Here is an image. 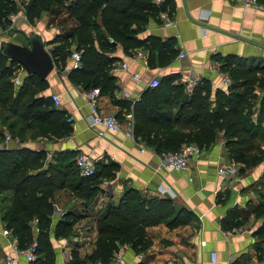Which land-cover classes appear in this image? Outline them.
<instances>
[{"label": "crops", "instance_id": "obj_1", "mask_svg": "<svg viewBox=\"0 0 264 264\" xmlns=\"http://www.w3.org/2000/svg\"><path fill=\"white\" fill-rule=\"evenodd\" d=\"M63 3L68 4L66 0ZM160 9L173 21V25L165 26L158 14L149 18L137 36L139 39L155 37L160 43H170L175 55L169 61L168 55H162L159 60L155 51L151 55L143 47L126 53L118 42L112 44L106 53L107 57L115 59L110 72L115 77L116 88L113 98L99 95L97 111L114 115L121 124L120 129L104 131L100 136L97 132L102 128L90 126L91 113L85 103L87 91L73 84L68 77L70 72L65 71L71 65L70 56L58 63L52 59L54 67L43 79L46 86L37 95L48 98L53 107L70 117L72 129L69 136L60 139L43 136L42 141L23 140L25 147L43 149L46 155L43 169L55 164L65 153H72L73 158L86 153L95 164L111 160L119 165L113 178L104 180L99 186L96 197L86 208L87 214L81 212V200L68 189L57 190L48 199L53 207L49 217V243L54 264H67L72 250L78 252L80 259L93 251L96 219L108 204L117 203L128 189H135L148 198L168 197L176 208L190 210L195 218L190 224L173 229L167 228L163 222L147 226L145 232L150 246L142 252H135L128 245L119 246L112 255L113 264H165L168 260L184 264H264V236L257 234L262 218L251 212L252 207L264 205V159L253 168L231 162L223 134L219 133L209 147L201 150L199 159L190 162L187 171H156L158 153L133 133L132 137L125 136L129 118L134 128L132 105L149 88L147 83L151 78L178 75L175 83H183L185 90L190 92L187 79L194 76L208 80L213 90H226L228 87L221 85L220 76L212 69L215 55L233 56L247 60L248 64L263 65L264 14L241 7L238 0H163ZM62 16L64 22L59 21L58 26L55 25L56 18L52 17V20L43 14L31 24L19 8L10 31L18 34L20 40H10L9 43L28 46L29 38L34 37L40 38L45 48L51 50L57 45L53 42L55 38L66 36L77 24L68 13H59L57 17ZM65 22L71 24L68 31H64L63 26L66 25L62 23ZM25 36L27 42L24 41ZM6 44L0 37V47ZM72 47H75V42H72ZM144 49L148 54L146 65L131 59L130 55L135 50ZM180 51L185 53L183 58L178 57ZM123 62H126V68L121 67ZM134 74L139 77L134 79ZM25 76L26 72L22 78ZM235 90L242 91L240 83ZM51 95H57L58 104L54 103ZM263 95L264 91L258 94ZM257 115L255 109L253 118L256 119ZM15 146L14 142H7L4 138L0 142V148ZM262 150L264 152V144ZM167 188L172 194H161L160 189ZM11 198V191L0 194V264H3L5 254L23 260L12 250L16 240L2 220ZM235 208L240 212L237 222L241 223L238 227L223 229L222 221L228 211ZM69 213L84 216L74 224L70 236L56 239L55 227ZM36 228L34 222V234ZM212 252L216 255L215 263L211 262ZM117 256L119 260H116Z\"/></svg>", "mask_w": 264, "mask_h": 264}, {"label": "trees", "instance_id": "obj_2", "mask_svg": "<svg viewBox=\"0 0 264 264\" xmlns=\"http://www.w3.org/2000/svg\"><path fill=\"white\" fill-rule=\"evenodd\" d=\"M264 3V0H259ZM60 5V0H28L23 6L25 17L33 23L40 17L44 6ZM76 21L66 36H58L51 49L55 63L70 56L72 42L75 51L81 50L82 66L68 74L69 80L86 91L98 89L99 95L113 98L115 77L111 74L114 58L106 53L112 44H121L124 52L135 48L154 51L159 60L175 53L168 42L160 43L155 37L139 39L137 34L149 18L162 11L151 0H72L64 8ZM14 0H0V23L10 25L8 16L17 12ZM109 39L113 42L109 43ZM0 47V142L4 129L12 138H19L20 146L0 148V194L11 191V204L2 216L5 227L16 240L18 249L27 248L36 241V260L32 264H54L49 243V224L53 212L48 201L57 190L68 189L81 200V212L96 197L104 180L112 179L119 169L114 161L97 162L91 177L79 176L73 154L65 153L55 164L43 169L46 158L43 149L32 150L23 146L22 137L32 132L36 138L60 139L71 134V126L63 112L52 106L48 98L37 95L46 86L45 80L27 75L19 87L11 79L18 66L10 61ZM144 49V50H146ZM220 71L226 73L231 84L226 90H213L210 82L201 79L190 92L183 83L176 84L178 75L159 78V85L148 88L139 101L132 105L133 134L141 138L157 153L176 152L183 145L196 144L200 150L209 147L219 133L225 139L229 160L244 168H253L264 159V64H248L247 60L215 55ZM151 61V60H150ZM149 61V62H150ZM240 83L242 91H236ZM258 102V104H257ZM255 109L257 118H253ZM128 110V109H127ZM34 171V172H32ZM251 212L262 218L257 231L264 236V205L252 207ZM239 210H229L222 221L225 230L238 227ZM85 214V217H86ZM84 215L66 214L56 225L54 237L66 238L73 226ZM194 214L176 208L168 197H146L135 189L126 190L117 203H110L96 219V238L93 251L84 259L72 250L67 264H113L112 255L122 245L142 252L150 246L145 228L163 222L173 229L190 224ZM36 223L37 232L32 226Z\"/></svg>", "mask_w": 264, "mask_h": 264}, {"label": "built area", "instance_id": "obj_3", "mask_svg": "<svg viewBox=\"0 0 264 264\" xmlns=\"http://www.w3.org/2000/svg\"><path fill=\"white\" fill-rule=\"evenodd\" d=\"M163 0H151V3L156 6L160 7ZM238 3L243 8H252L254 11L260 12L264 14V3H261L259 0H238ZM15 14H10L8 19L10 20V25L7 26L8 30L12 28V20L14 19ZM159 18L163 22L165 26L173 25V21H171L165 14V12H159ZM1 30V28H0ZM109 43H112L113 40L109 39ZM147 51L146 50H139L134 51L130 56L132 60H140L144 65L147 64ZM185 53L180 51L178 54L179 58H183ZM71 65L70 67L65 68L67 73L78 70L81 68V53L78 51H72L70 54ZM122 68H126V62L121 64ZM212 69L218 73L220 76V82L223 87H228L231 84V80L226 73L220 71L219 64L214 62L212 65ZM23 74L25 71L22 66L18 64V66L14 69L13 77L11 82L13 86L19 87L22 84ZM139 76L138 74H134L133 78L137 79ZM187 88L189 91L195 87L201 78L197 77H190L187 79ZM159 85V78L153 77L147 83L149 88H155ZM99 97L98 89H92L86 92L85 95V103L91 113L90 119V126L91 127H101L102 130L98 131V135H102L104 131L113 132L120 129L121 124L118 122L117 118L114 115H107L97 111V99ZM52 100L55 104L59 103L57 95H51ZM130 117V116H128ZM67 123L71 122V118L67 117ZM133 123L132 120L129 118L125 125V136L132 137V129ZM4 140L9 142H14L16 146H20V143L17 138H12L8 133L4 132ZM141 151H143L141 149ZM201 154L200 148L193 143L183 145L178 151L176 152H160L157 154L158 162L156 164L155 170L156 171H175V172H185L189 168V164L193 160L199 159ZM76 168L78 170L79 176L81 177H91L96 172V165L93 159L86 153H79L76 155L74 159ZM191 180V178H189ZM161 194H172L170 189H160ZM37 232V228H36ZM37 248L36 241H32L30 245L25 249H18L16 244L12 245V250L15 252L16 255L23 258L22 261L18 260L17 258H13L10 254H5L3 258V264H32L36 260L35 250ZM211 262L215 263L216 255L214 252L210 254ZM116 260H119V257H116ZM165 264H184L181 262H177L175 260H168Z\"/></svg>", "mask_w": 264, "mask_h": 264}, {"label": "water", "instance_id": "obj_4", "mask_svg": "<svg viewBox=\"0 0 264 264\" xmlns=\"http://www.w3.org/2000/svg\"><path fill=\"white\" fill-rule=\"evenodd\" d=\"M29 39L28 46L7 43L2 50L10 61L22 66L27 75H36L43 80L54 67L51 50L45 48L40 38Z\"/></svg>", "mask_w": 264, "mask_h": 264}, {"label": "rangeland", "instance_id": "obj_5", "mask_svg": "<svg viewBox=\"0 0 264 264\" xmlns=\"http://www.w3.org/2000/svg\"><path fill=\"white\" fill-rule=\"evenodd\" d=\"M14 1H15L16 5H17L18 9L20 8L22 10H23V6L28 2V0H14ZM66 1H67V3H69V0H66ZM65 7H66V5L63 3V0H60V5L59 4L58 5L53 4V5H50V6H44L42 14L48 16L50 19H52V17H53V19L56 18L57 22L55 23V25L58 26L59 21L60 22H64L65 18H63V16L61 18H59L57 16L59 15V13H62L63 15H65V13H67V12L63 11V9H62V8H65ZM62 24L66 25V26H63V28L65 29L64 31L70 30L69 25H71V24H69V22H65V23H62ZM0 28H1L0 37H3V39L5 40V43H9L10 40L11 41H13V40H18L19 41L20 40L19 39L20 38L19 35L18 34L15 35L14 32L8 30L7 26L3 27L2 24L0 23ZM27 40L28 39L25 36L24 41L27 42ZM28 45H29V43H28ZM71 50L75 51V47H72ZM78 52L81 53V50L78 51ZM107 115H109V114H107ZM4 132L8 133V135L11 136V133L8 130L4 129ZM22 139L24 141H26L28 139L29 140H35V141H37V140H41L42 141L41 138H36L35 135L32 132H26L24 134V136L22 137Z\"/></svg>", "mask_w": 264, "mask_h": 264}]
</instances>
